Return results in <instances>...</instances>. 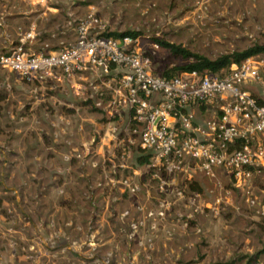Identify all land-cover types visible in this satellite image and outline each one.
<instances>
[{
  "label": "rangeland",
  "instance_id": "obj_1",
  "mask_svg": "<svg viewBox=\"0 0 264 264\" xmlns=\"http://www.w3.org/2000/svg\"><path fill=\"white\" fill-rule=\"evenodd\" d=\"M49 3L59 11L57 18L43 16V43L60 30L63 34L59 39L70 42L74 23L95 14L107 23L110 33H138L141 49L157 74L190 61L173 57L155 40L210 60L264 46V0H51ZM13 6V0H0V52L13 46L6 24ZM254 59L264 63V53ZM96 83L100 85L99 81ZM98 101L93 90L78 79L44 83L40 92L35 83L29 84L0 69V169L4 160L8 161L3 176L0 172V219L4 222L30 219L31 228L34 222L43 219L41 224L48 238L45 240L48 246L31 238L34 236L31 233L24 235L22 230L18 237L3 238L0 264H45L39 258L40 251L47 250L51 255L66 244L69 249L63 254L66 264L264 261V219L258 213L261 210L248 207L224 173H217L214 179L199 172L190 178L182 175L173 178L164 173L155 176V171L147 166L137 165L139 137L133 133L129 115L121 111L119 116H111L107 100L103 99L100 107L96 105ZM25 143L32 146L31 156L43 162L41 166L51 160L52 167L48 170L43 167V177L26 179L8 170L9 161L19 155ZM75 153L81 158H73ZM63 154L72 157L64 160L72 169L67 174V190L59 191L58 182L63 178L53 175V171L57 168L56 157ZM127 178L137 185L135 194L123 188L122 180ZM26 180L33 188L23 185ZM40 181L41 186L37 183ZM193 183L200 191L191 190ZM254 185L263 205L264 178L255 179ZM177 191L183 192L182 197ZM64 196L69 197L71 207L68 213L59 216L60 225L70 220L73 223L47 228L50 212L45 210V203L51 209ZM40 202L42 210L30 209ZM161 202L168 204L164 219L158 216L146 219L144 213H155ZM138 220L146 225L130 238V223ZM152 223L154 230L150 228ZM58 230L68 235L54 238L53 245L51 237ZM53 262L56 263L49 264Z\"/></svg>",
  "mask_w": 264,
  "mask_h": 264
},
{
  "label": "built area",
  "instance_id": "obj_2",
  "mask_svg": "<svg viewBox=\"0 0 264 264\" xmlns=\"http://www.w3.org/2000/svg\"><path fill=\"white\" fill-rule=\"evenodd\" d=\"M71 30L72 41L39 52L27 48L35 34H24L11 49L0 52V69L28 83L84 78L99 98L98 107L106 99L111 116L128 112L138 147L150 157L146 166L155 176L190 178L199 172L214 179L222 172L248 207L260 208L264 219V204L254 185L255 179L264 178L263 62L251 57L221 75L191 71L168 79L151 69L138 36H112L97 15L78 19ZM72 157L81 158L76 153ZM122 185L131 194L138 191L130 178ZM167 206L161 202L159 210L145 212V218L164 219ZM145 225L140 220L130 223V238ZM150 228L154 230L155 223ZM63 235L57 231L53 245L54 238Z\"/></svg>",
  "mask_w": 264,
  "mask_h": 264
},
{
  "label": "crops",
  "instance_id": "obj_3",
  "mask_svg": "<svg viewBox=\"0 0 264 264\" xmlns=\"http://www.w3.org/2000/svg\"><path fill=\"white\" fill-rule=\"evenodd\" d=\"M50 1L51 0H13L14 6L12 7V10H11V13L9 14V17H7V23H6L7 24V30H9V33L11 34L10 37L12 39L13 46L18 43V40L24 34H27L30 31H32L35 34V37L33 40L29 41L27 44V48L29 51L39 52V51H43V49H45L46 47H49L51 50H55L56 48H58L60 43H64L63 41H61L59 39V38H61L60 36L63 34L61 30L58 31L57 33H53L51 35V38H48V40L45 43H43V16L50 15V16H52V18H57V14L59 11L58 7L51 5L49 3ZM3 23L5 25V21H3ZM71 32H72V30H71ZM54 41H56L57 45L56 46L50 45V43H53ZM43 45H44V48H43ZM13 46H11V47H13ZM75 79L83 81L84 84H86V86H88L87 83L84 81V78L82 79V78L78 77ZM75 79H73V80H75ZM47 82H50V81H47ZM29 84H34V83H29ZM35 84H36L37 90L40 92H43V83H41V84L35 83ZM123 114L128 115V112L123 111ZM31 150H32V146L28 143H25L23 145V147L21 148L19 155L17 157H14L12 160L9 161V162H11V164L14 165L13 166V165L9 164V167H8V170H11L12 174L18 175V177H23L26 179L31 177V176L43 177V167L47 170L50 167H52L50 165L51 163H49V162H51V160L48 163H45V165L41 166V164L43 162H39L40 160L37 157L31 156V153H30ZM65 155L63 154L62 157H60V158L56 157L57 161H58L57 168H56V171H53V172H55L53 175L61 176L63 178L62 182L61 181L58 182L57 187H58L59 191L62 189L67 190L66 187L69 184L68 180H66L67 174H69L70 170L72 169V167L70 166L71 164H68L64 161L67 157ZM37 159H38V161H36ZM7 162L8 161L5 159L4 164L1 166L0 172H1L2 176L5 172L4 170L6 169L5 166H6ZM31 170H33V171H31ZM37 183L41 186L42 182L40 181ZM23 185L25 187H27L28 189L33 186L32 183L31 182L29 183L27 180L23 183ZM10 190L17 192L15 187H11ZM58 202L59 203L58 204L56 203V205L53 204L51 209H50L51 206H49L48 202H46L44 205L45 210H49V212H50L49 213L50 216L46 220L47 228L49 226H53V225L54 226L58 225L61 227H67L68 224L73 223V221L70 220V221L63 223V225H60V221H59V216L60 217H61V215L64 216V213L65 212L68 213L67 211L71 207L69 197L64 196L62 201H58ZM18 206H19V203H18ZM19 208H20V206H19ZM43 208H44L43 203L40 202V203L33 204L30 209L38 211V210H42ZM29 221H30V219L28 220V222L26 220L22 221L21 219H17V220L10 219L9 222H4L2 219H0V243L2 244L3 238L4 239L6 238V240H7V238H11L13 236L18 237L16 235H19L21 233V230H22L24 232V235H25V233H26V235L31 233L34 235L31 238L37 239L38 241H41L43 243V245L48 246L47 244H45V240H47L48 238H46V236L44 235L43 225L41 224V223H44L43 219H41L40 221L34 222L35 225L33 226V228H31ZM90 223H91V221H90ZM60 231L61 230H58V232H60ZM62 233L63 234L66 233L68 235V232H65V233L62 232ZM48 235L50 236V233ZM66 250L67 251L69 250L67 244L63 247V249H61L59 251L57 250L56 252H53L51 255H50V252H47V250H44V252L40 251L41 253H39L40 254L39 258L41 259L42 263L44 260L45 264H49L52 261H55L56 262L55 264H66L67 259H65L63 256V254L66 252ZM16 260H20V259H16ZM11 264H13V262ZM52 264H54V262Z\"/></svg>",
  "mask_w": 264,
  "mask_h": 264
},
{
  "label": "trees",
  "instance_id": "obj_4",
  "mask_svg": "<svg viewBox=\"0 0 264 264\" xmlns=\"http://www.w3.org/2000/svg\"><path fill=\"white\" fill-rule=\"evenodd\" d=\"M111 35L114 37H123V36L137 37L139 34L135 32H127V33H112ZM155 42L160 47L167 49L172 54L173 57L190 61L186 65L173 67L171 69H166L165 71H163L161 74L168 79L175 77L182 72H191V71H196L198 73L209 71L211 73L221 75L223 72H227V70L232 64L238 65L243 61H245L246 59L264 53V46H255L241 53H233L231 55L222 56L216 60H210L198 54L191 53L188 50L183 49L182 47L177 45L169 44L158 40H155ZM131 125L132 127L134 126L133 121H131ZM139 151L140 154L136 158L137 165L140 167L148 165L150 163V157L148 155H144L140 149ZM190 188L193 191H200V188L196 183L191 184ZM255 257H257V255ZM251 259H256V258H251Z\"/></svg>",
  "mask_w": 264,
  "mask_h": 264
}]
</instances>
